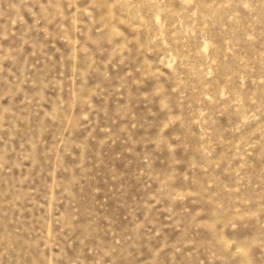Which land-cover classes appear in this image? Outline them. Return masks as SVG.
Here are the masks:
<instances>
[{
  "label": "rangeland",
  "instance_id": "374dc122",
  "mask_svg": "<svg viewBox=\"0 0 264 264\" xmlns=\"http://www.w3.org/2000/svg\"><path fill=\"white\" fill-rule=\"evenodd\" d=\"M0 264H264V0H0Z\"/></svg>",
  "mask_w": 264,
  "mask_h": 264
}]
</instances>
